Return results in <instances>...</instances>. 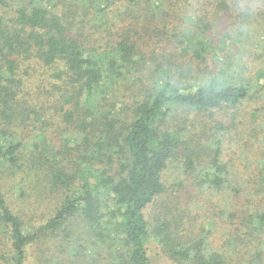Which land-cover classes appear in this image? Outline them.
I'll return each mask as SVG.
<instances>
[{"label": "trees", "instance_id": "1", "mask_svg": "<svg viewBox=\"0 0 264 264\" xmlns=\"http://www.w3.org/2000/svg\"><path fill=\"white\" fill-rule=\"evenodd\" d=\"M118 1L0 0V264H26L31 246L40 264H151L152 240L173 264H264V200L252 210L241 206L227 214L230 222L238 221L226 229L231 236L227 233L225 251L211 245V231L204 227L195 236L184 232L183 216L165 199L159 210L147 213L169 190L164 171L179 154L191 187L241 195L244 183L223 158L222 138L213 146L186 143L194 124L189 115L207 113L221 137L230 125L255 131L256 120L239 127L247 121L248 106L252 114L264 111L257 104L264 103V67L250 73L241 62L227 73L218 67L205 70L213 40H200L204 28L192 53L201 63L197 67L185 65L180 54L147 59L136 19L123 14L114 20L116 29L110 26L109 10ZM218 1L232 2L233 8L242 2ZM255 1L264 8V0ZM9 10L13 17L6 20ZM243 14L239 33L253 24ZM147 34L164 37L160 31ZM187 34L175 35L171 43L186 49ZM263 42L264 33L262 47ZM165 59H175L176 67L167 69ZM227 59L228 54L222 62ZM25 60L29 67L22 70ZM33 63L39 65V80L30 75ZM30 91L34 95L25 98ZM217 113L226 122L216 119ZM17 122H33L29 133L39 130L38 138H23L13 128ZM206 130L203 136L209 138ZM255 163L257 170L258 164L264 166V151ZM258 171L259 180L247 181L244 190L264 198V169ZM29 186L39 198L58 201L36 224L12 207L13 188L19 187L21 199ZM174 187L187 186L181 181ZM239 244L247 247L246 261L238 259L239 252L229 255L227 248L241 249Z\"/></svg>", "mask_w": 264, "mask_h": 264}, {"label": "rangeland", "instance_id": "2", "mask_svg": "<svg viewBox=\"0 0 264 264\" xmlns=\"http://www.w3.org/2000/svg\"><path fill=\"white\" fill-rule=\"evenodd\" d=\"M254 2L258 5L255 10L241 11L240 6L237 8L235 7L236 9L233 8L232 2L220 5L221 2L218 0H140L137 4L132 5H129L123 0H119L115 5L111 6L108 21L111 23L110 26H113L112 29H116L114 20L120 19L123 14H128L129 17L132 18L131 20L136 19V25L139 24L141 27V46L147 59L154 55L158 58L167 53L175 56L180 54L179 60L182 62L184 60L185 65L193 66L194 68L197 67L198 64H201L198 60L193 59L192 53H194V47L199 46L202 42L199 41V35H197V33L200 32V28H204L205 33L202 34L203 38L200 37V40H213L212 45L207 51L208 63L206 62L207 65L205 66V70L218 67L221 72L227 73L230 70L229 66H232L230 70L232 71L236 67L238 68L239 63L243 62L244 65L247 64L249 66L250 73H254L256 69L264 67V42L262 47L264 8L261 6V2L255 0ZM243 12L244 17L246 12L251 16L253 24L251 25L252 28L249 27V31L240 28L242 31L239 30V33V21L241 20L239 15ZM4 14L6 20H8L9 17H13V13L11 14L10 10L4 12ZM100 17H102V15ZM101 20V18H98L96 23L100 24ZM103 26L107 28L106 24H103ZM186 30L190 32L189 35H186L187 38L184 39L186 49L182 48V45L177 46L171 43L175 35L181 34ZM156 31L163 32L164 37L154 36L155 38H153L152 32ZM147 33H150L152 36H148ZM88 34L90 39L93 40L92 29L88 31ZM206 43L209 42L206 41ZM108 47H110V45H108ZM221 48L224 50H221ZM181 53H185V56H181ZM227 54L228 59L222 62ZM175 62V59L173 61L163 60V63L168 67L167 69L176 67L174 65ZM32 65L33 68H31L29 72L30 75L35 78L38 71L36 69H38L39 65L37 63H33ZM204 65L205 64H202V66ZM28 67L29 63L25 60L22 70L28 69ZM171 72H176V69L171 70ZM35 79L39 80V78ZM190 82L192 84L196 83L195 78H191ZM30 92V95H26L25 98L30 99V97L34 95L32 91ZM128 98V102H131L132 97L129 96ZM257 104H260L261 107L264 106V103L260 101H257ZM248 105L249 102H246L244 107ZM179 111L180 109L176 110L175 115L179 114ZM253 112L252 108L248 106L246 111V113H249L247 121L244 126L239 128L242 130L243 127H251L252 121L256 120L257 125L255 131L245 128L240 132L237 127L234 128L230 125V132L222 137L219 135L220 131H218L217 134V128L213 126V124L217 125V123H214L207 113L192 112L189 115L194 121V124L191 126L193 134L191 132V134H188L189 137L191 136L192 138L189 139V137H187L186 143L192 145L194 141L208 142V146H213L217 138H222L225 148L223 158L226 162L234 164V168H237L239 175L236 178H238L241 183H244L241 195H233L230 189L202 193L199 189L191 187L189 181L185 180L183 177L184 174L181 168L183 161L179 154L178 158L172 160L164 171V180L169 190L166 192L165 196L159 197L147 208V213L152 214L156 210H159V206H161L160 202L165 199L166 202H169L175 210L180 212L183 216L184 232L188 235L195 236V234H202L201 228L204 227L206 230L211 231V245L217 250L225 251L223 246L229 239L228 234L231 228L234 227L232 224L238 221L230 222V217L227 216V214L241 208V206H243V210L249 208L252 210L254 206L264 200L262 193L261 196H258L255 194V190H252L248 191L246 195V191L244 190L247 186V181L259 180V168L264 169L263 164H258L257 170V164L255 163L256 160L262 157V152L264 151V131L262 129L264 128V111L258 112L257 114H252ZM260 113L263 116H261ZM215 118L220 121V113H217ZM221 120L226 122L224 116ZM203 122H207L208 127H212L206 130L204 125L207 123L202 124ZM17 123V127L15 128L14 125L13 128L18 130L23 138H38V133H40L39 130H36L33 135L29 133V129L35 125L33 122H29L28 125H22L20 122ZM203 130L211 134L209 138L203 136ZM50 135L53 136L51 132ZM261 180L262 179H260L258 186L262 189V183L264 182L261 183ZM181 181L184 186H187L186 188L174 187L176 183ZM30 186L26 190L28 195L23 196L24 198L21 199L18 198V194H20L19 187L13 188L11 197L13 198L12 201L15 202H13L12 207L16 211L27 214V218L32 217V223L36 224L46 213L56 207L58 201L54 197L47 198L40 196L41 198H39V193L36 192V189L32 191ZM5 189L7 191L9 189L8 186L5 187ZM259 197H262V200H259ZM246 198H251V201L244 202ZM244 203L248 206H245ZM224 210H226V216H221L220 213L222 214ZM223 219H225V221H223ZM228 227L230 228L229 232L226 231ZM229 235L231 236V233ZM232 238L233 237H231V239ZM239 246H241V249L236 247L233 248V250L229 249L230 247L227 249L230 252L229 255L239 252L237 256L238 259L242 261L243 258L247 256V247H245L244 244H239L237 247ZM149 247L151 264H173L161 253L157 241L152 240ZM35 249L36 247L34 246L29 248L26 264H40L41 261L38 259ZM243 261H246V258Z\"/></svg>", "mask_w": 264, "mask_h": 264}, {"label": "clouds", "instance_id": "3", "mask_svg": "<svg viewBox=\"0 0 264 264\" xmlns=\"http://www.w3.org/2000/svg\"><path fill=\"white\" fill-rule=\"evenodd\" d=\"M258 5L254 2V0H242L240 4L241 11L247 10H255Z\"/></svg>", "mask_w": 264, "mask_h": 264}]
</instances>
